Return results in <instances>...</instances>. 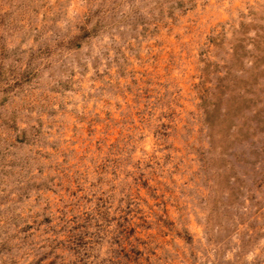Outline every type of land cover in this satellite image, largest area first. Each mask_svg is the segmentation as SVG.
<instances>
[{
  "label": "rangeland",
  "instance_id": "1",
  "mask_svg": "<svg viewBox=\"0 0 264 264\" xmlns=\"http://www.w3.org/2000/svg\"><path fill=\"white\" fill-rule=\"evenodd\" d=\"M0 264H264V0H0Z\"/></svg>",
  "mask_w": 264,
  "mask_h": 264
}]
</instances>
